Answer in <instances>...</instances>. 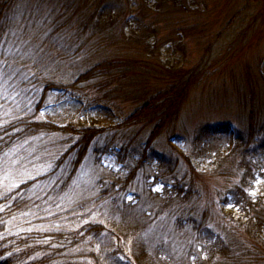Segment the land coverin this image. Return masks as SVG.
Wrapping results in <instances>:
<instances>
[{"label": "trees", "instance_id": "16d2710c", "mask_svg": "<svg viewBox=\"0 0 264 264\" xmlns=\"http://www.w3.org/2000/svg\"><path fill=\"white\" fill-rule=\"evenodd\" d=\"M263 43L264 0H0V264H264V71L231 80L235 125L174 132L216 49L259 66ZM97 81L122 125L43 119ZM172 133L188 151H155Z\"/></svg>", "mask_w": 264, "mask_h": 264}, {"label": "rangeland", "instance_id": "374dc122", "mask_svg": "<svg viewBox=\"0 0 264 264\" xmlns=\"http://www.w3.org/2000/svg\"><path fill=\"white\" fill-rule=\"evenodd\" d=\"M171 32L172 29H170L169 33ZM169 33L167 31L163 32L167 36H170ZM160 37V44L166 45L162 50L160 48L162 63L168 62L169 60L174 62V60L180 59L188 68L198 66L201 56L196 51L195 46L193 47L191 44L188 46L186 52H178L176 55H173V48H171L166 38L163 39L162 34ZM249 38L252 37L249 36ZM262 46L264 47V43ZM218 47L220 48L221 45ZM247 51L243 50V53L235 56L226 51L221 54L220 49H216V52L209 59L210 62L208 63L206 61L208 65L203 70L204 76L199 86L193 89L189 95L182 111L181 119L174 129L177 135H183L186 141H188V139L191 140L193 138L195 131L205 124L230 123L235 125L238 122L240 108L236 104V94L232 90L231 80H236V78L241 79L243 71L250 64H253L256 69H262L264 71V62L258 66V60L255 62L252 61L251 54H247ZM99 82L97 81L90 86L94 87L92 92H90V96L96 100V102L94 101L95 104L89 103L84 98L83 93L80 92L73 94L72 92L55 91L54 99L42 110L43 119L58 126H65L72 122H83L87 125L96 122L97 125L109 129L122 125L125 119L130 116L131 104L124 100L118 101V104L115 105L110 103L106 95L104 98V95L100 96L97 93L98 90L95 87ZM0 89L2 88L0 87ZM60 96L62 97L58 98ZM98 99H102V102H98ZM137 131H140V127L137 128ZM173 134L160 137L161 139H158L155 151L164 154L169 150L172 153L170 147L176 146V144L178 149H186L185 151H188V148L184 144L178 145L175 142ZM118 158V155L114 154L104 155L101 159V164L105 168L119 170L122 168V164H120V159ZM204 165H208V163ZM88 171L90 172V170Z\"/></svg>", "mask_w": 264, "mask_h": 264}]
</instances>
